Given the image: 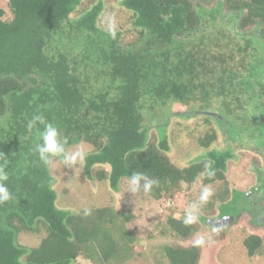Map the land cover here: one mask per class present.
<instances>
[{
	"label": "trees",
	"instance_id": "16d2710c",
	"mask_svg": "<svg viewBox=\"0 0 264 264\" xmlns=\"http://www.w3.org/2000/svg\"><path fill=\"white\" fill-rule=\"evenodd\" d=\"M115 10L125 21L107 26L117 23ZM262 30L264 0H0V166L12 195L0 204V264H123L135 255L130 210L108 205L84 216L57 205L51 165L64 158L39 161L33 149L44 124L29 132L33 115L58 127L66 153L89 148L82 165L89 181L117 191L133 171L144 172L159 181L144 194L153 201L172 199L182 185L220 183L198 217L218 228L207 221L239 215L243 193L230 194L225 173L242 137L264 160ZM173 102L194 111L173 113L158 129L198 116L207 128L197 138L202 156L184 167L145 125ZM229 203L236 213L211 215ZM182 220L169 215L159 234L189 239L198 228ZM242 245L251 257L264 238L250 233ZM160 252L165 264H198L201 256L193 245Z\"/></svg>",
	"mask_w": 264,
	"mask_h": 264
},
{
	"label": "rangeland",
	"instance_id": "374dc122",
	"mask_svg": "<svg viewBox=\"0 0 264 264\" xmlns=\"http://www.w3.org/2000/svg\"><path fill=\"white\" fill-rule=\"evenodd\" d=\"M111 17L117 23L106 22V25L110 27L122 25L125 21V15L117 14L116 10L112 11ZM190 111H194V108L184 103L173 102L165 109L156 112L153 117L148 114L145 119V125L155 129L151 133L152 141L157 143L159 140L166 139L170 145L168 156L178 167H184L199 160L202 154L197 144V138L207 129L200 126L202 118L198 116L195 119L187 120L174 117L169 120L167 128L158 129L156 126L162 124L163 120L173 113ZM88 149L86 145L78 144L70 147L67 154L81 151L85 155L89 152ZM234 153L237 155V159L227 162L225 173L230 194L231 192H246L254 185V178L250 171L253 161L260 168V163L253 153L238 148ZM82 165L83 160H78L75 165L71 166L66 165L64 161L62 163L54 162L51 165V174L56 179L57 205L75 213L83 209L108 205L122 211L130 210L134 214V220L128 225V229L138 237V241L135 244L134 257L123 264H158L157 260H160L161 264H165L160 252L162 245L171 244L184 247L193 245V241L201 235L206 240L210 238L211 243L200 247L201 256L198 264H264V247L258 254L249 257L242 245L244 237L250 233L258 234L264 238L263 229L259 226L254 227L246 213H241L233 225L231 223L228 227H218V232H213L214 227L205 224L206 218H203L204 220L199 218L195 223L198 228L196 234L187 240H179L170 234L166 236L159 234L161 227L158 226L164 223L169 215L184 217L190 204L198 205L197 215H205L203 209L206 203L201 204L199 201L200 193L205 186L200 182L189 187L182 185L181 190L172 199L153 201L147 198L143 192L129 193L128 180L126 179L120 182L117 191L110 189L107 182L87 180L83 174ZM207 187L214 194L220 192L221 184ZM212 198L213 195L208 201H211ZM215 204L213 205L216 207ZM232 204H226L218 211L213 207V213L208 210V214L215 215L217 212V215L219 212H223V215H233L237 212V206ZM20 241L29 246L35 244V240L26 237H20Z\"/></svg>",
	"mask_w": 264,
	"mask_h": 264
},
{
	"label": "clouds",
	"instance_id": "9594fccd",
	"mask_svg": "<svg viewBox=\"0 0 264 264\" xmlns=\"http://www.w3.org/2000/svg\"><path fill=\"white\" fill-rule=\"evenodd\" d=\"M38 123L44 124V129L41 133L40 142L35 144L33 151L37 154L40 162L47 165L51 162V158L63 156L64 163L71 166L75 165L78 160L82 161L84 159V154L81 151H77L74 154L66 153L65 145L67 143V138L61 136L57 126L52 123H45L42 115H33L27 122V130L31 132L36 128ZM3 156L4 154L0 153V158ZM209 163L210 162L206 163L205 167H208ZM7 180L8 174L5 172L4 166H0V204L12 199V195L5 183ZM127 180L128 192L131 194L143 192L145 195H148L152 192L153 187L159 184L158 180L149 177L144 172L133 171L131 175L127 177ZM212 195L213 193L210 188L207 186L203 187L199 197L200 203H206ZM197 209V204H190L188 206V210L185 212L182 220L184 225H192L198 221L199 217L196 214ZM83 214L84 216H89L91 215V210L84 209ZM212 231L218 232V229L213 228ZM208 243H211V239L209 238L206 240L205 237L201 235L193 241V247H203Z\"/></svg>",
	"mask_w": 264,
	"mask_h": 264
},
{
	"label": "flooded vegetation",
	"instance_id": "af4514ba",
	"mask_svg": "<svg viewBox=\"0 0 264 264\" xmlns=\"http://www.w3.org/2000/svg\"><path fill=\"white\" fill-rule=\"evenodd\" d=\"M243 142L234 143V151L236 148L244 151L253 153L255 158L260 163V168L254 164V161L251 163L250 171L254 178V185L251 186L248 191L242 192L243 197L239 206L242 208L241 213H246L248 215L250 223L254 227L259 226L263 229L264 232V173H263V158L255 153V147L249 146L248 143L242 137ZM246 145V146H245ZM235 154V153H234ZM236 159L237 155L235 154ZM235 159V160H236ZM263 203V205H261ZM255 208H258L255 210Z\"/></svg>",
	"mask_w": 264,
	"mask_h": 264
},
{
	"label": "water",
	"instance_id": "95a60500",
	"mask_svg": "<svg viewBox=\"0 0 264 264\" xmlns=\"http://www.w3.org/2000/svg\"><path fill=\"white\" fill-rule=\"evenodd\" d=\"M254 32H250L248 33V35H254ZM264 30L261 31L260 36L264 38ZM176 115H186V113L184 112H178L176 113ZM240 214L237 216H226V217H222L219 219H210L207 221V224L209 225H213V226H217V227H226L229 224L233 223L234 221H236L239 218Z\"/></svg>",
	"mask_w": 264,
	"mask_h": 264
}]
</instances>
